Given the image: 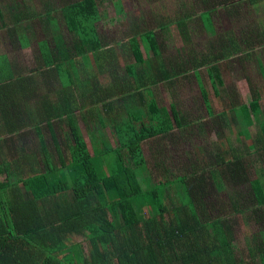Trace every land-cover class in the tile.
<instances>
[{
  "label": "trees",
  "instance_id": "16d2710c",
  "mask_svg": "<svg viewBox=\"0 0 264 264\" xmlns=\"http://www.w3.org/2000/svg\"><path fill=\"white\" fill-rule=\"evenodd\" d=\"M249 2L255 5L258 0ZM62 12L63 24L71 34L70 46L67 48L64 41L57 43L53 56H58L56 61L64 59L74 66L80 58L85 68L91 65L94 70H84L87 76L84 79L77 69L72 68L71 76L68 75L71 87L61 111L64 117H54L52 125L61 126L64 122L67 127L68 132L62 134L60 140L50 125L47 127L49 144L40 128H35L42 139L36 148L18 150L10 147L13 141L0 140V264H241L236 260L233 247L236 225L233 219L250 211L254 215L253 223L257 225L263 220V165L255 170L258 172L255 178H248L243 169L252 203L247 206L236 195L214 215L211 208L207 211L204 207L201 192L199 198L195 197V192L191 194L185 182L188 175L157 179L152 183L143 143L167 140L176 128L179 130L188 124L187 117L180 115L173 104L169 110L158 107L152 89L162 82H178L186 73L185 68L179 59L166 61L162 58L155 34L149 31L128 39L127 46L135 63L127 64L124 75L120 76L116 49L107 45V39L97 28L102 21L97 0L75 1L64 6ZM209 13H205V18L211 24ZM189 22L182 15L176 22L169 21L161 27L175 24L184 32L189 30ZM140 42L146 53L155 55L154 59L143 58ZM233 46L227 51L226 59L238 54L239 46ZM71 48L74 54L69 58ZM202 58L206 59L192 64L189 71L194 72L193 78L198 81L207 116H213V109L206 102L207 91L199 83L195 70L208 67L212 85L222 86L223 81L214 59ZM54 60L51 58V62ZM59 71L60 77L67 78L69 69ZM106 74L109 86L102 89V96L95 97L100 77ZM262 78L264 80V76ZM84 85L90 92L82 91L76 96L73 89ZM119 93L132 97L127 105V96L116 101L126 107V118L119 122L123 129L109 128L108 138L106 133L91 135L90 152L81 133L80 121L85 122V116L94 113L92 107L97 102L113 107L110 100ZM238 104L235 103L231 110H241L243 118L232 114L231 121L242 126L238 130L240 136L243 133L241 119L246 134L254 122H260L258 140L252 138L254 146H246L248 152H256L259 145L264 149L260 96L252 94L248 105ZM221 112L219 117L223 119L227 112ZM100 122L91 128L95 130ZM225 125L226 122L220 127ZM102 126L103 130L104 124ZM110 137H114L115 145L110 143ZM96 139H100L98 145ZM233 151L213 152L216 167L223 169L233 162L229 171L235 172L236 168L243 172L238 164L240 157ZM190 170L189 175L201 180L199 167ZM210 173V177H214L213 171ZM219 175L217 180L224 177L221 170ZM172 184L176 186L177 201L166 193ZM217 188L221 190L223 185L219 183ZM255 250H248L250 258L257 252L260 264H264V239L261 247Z\"/></svg>",
  "mask_w": 264,
  "mask_h": 264
},
{
  "label": "rangeland",
  "instance_id": "374dc122",
  "mask_svg": "<svg viewBox=\"0 0 264 264\" xmlns=\"http://www.w3.org/2000/svg\"><path fill=\"white\" fill-rule=\"evenodd\" d=\"M213 1L221 0H209V2L207 0H97L102 17L97 28L99 33L107 39V45L116 49L118 54L117 70L120 76L124 75L125 65L135 63L127 46L128 39L149 31L155 34L162 58L166 61L179 59L185 68L186 73L180 77L178 82H162L156 88L154 87L152 92L158 107L163 106L169 110V106L173 104L177 107L180 115L187 117L188 124L183 125L179 130L176 128L167 140L154 139L144 142L142 150L152 183L157 179L168 180L175 176L188 175L185 182L191 194L195 192V197L199 198L198 193L201 192L200 198L203 196L204 207L207 211H210L211 208L212 215L216 214L218 209L222 211V205L231 201V197L236 195L240 202L247 203V206L248 203H252L249 185L245 180L258 176V172L255 171L258 166L263 165L264 170V149L259 145L260 149H256V152L251 153L247 150L248 147L254 146L252 138L258 140L257 132L260 131V122H254L246 134L244 120L241 119L243 133L240 136L238 130H241L242 126L231 121L232 114L243 118L241 110L237 108L234 112L231 110L235 103L239 102L237 106L248 105L252 94H255L260 96L262 111L260 118L264 122V84L258 73V37L255 32V28L258 29V2H256L257 5H252L249 0H225L214 8ZM205 10L211 12L213 30H210V23L205 19L201 22L198 18L200 14L206 17V14L203 13ZM187 14L194 16V22H189V30L183 32L175 24L161 27L169 21L176 22L178 17ZM204 23L209 29L202 28L201 25ZM245 29L252 30L246 32L247 36L243 37L244 32L242 31ZM228 31L241 37L232 39L241 41V48L239 54L225 59L224 52L212 49L210 46L207 48V44L217 40L218 36H223ZM139 46L143 58L147 56L150 59L155 58L152 53L145 52L141 42ZM222 46L224 49L228 48L229 44L226 39L222 40ZM208 50L211 53L209 55H207ZM203 56L214 59L223 81L222 86L215 84L211 86L208 79L210 70L207 68L195 70L200 78L199 83L207 91L206 102H209L213 109V116H207L202 95L193 78L192 73L194 72L189 71L192 64L200 63L206 59L202 58ZM261 62L264 63V59ZM108 79V74L100 77L101 83L105 85L109 84ZM215 86H217L215 90L217 95L213 94ZM151 96L152 94L149 95V97ZM45 100L46 98L42 99V101ZM221 111L227 112L223 119L216 114ZM125 118V114L121 113L117 120L110 121L108 127L123 129V124L119 122ZM224 122L226 125L221 128L220 124H224ZM105 123L106 120H104ZM102 127L100 124L95 127V130L102 134ZM199 127H202L201 131L198 130ZM80 129L89 151L92 152L91 135L85 132L84 128L80 127ZM104 130L108 138L109 131L105 128ZM109 141L115 145L114 137H110ZM221 149L222 151L234 150L233 152L240 157L238 164L241 165L242 170L247 171L248 178L244 170L241 173L233 167L235 172L229 171V168H232L229 165L233 162L226 165L228 168L226 166H223V169L216 167L218 164L215 163L212 155L213 152H220ZM227 155L229 156V152ZM197 167L200 169L198 175L201 180L189 175L192 173L190 169ZM219 170L224 174V177L217 180L220 176ZM211 171H213L214 177H210ZM236 175H239L240 179H237ZM244 175L245 178H243ZM219 183L223 185L221 190L217 188ZM166 193L177 201L175 185H170L166 189ZM233 220L236 223L233 230L235 234L233 247L237 262L260 264L257 252L253 258H250L248 250L261 247L264 239V218L256 225L253 223L254 215L249 211L246 214L234 216Z\"/></svg>",
  "mask_w": 264,
  "mask_h": 264
},
{
  "label": "crops",
  "instance_id": "0c3cea01",
  "mask_svg": "<svg viewBox=\"0 0 264 264\" xmlns=\"http://www.w3.org/2000/svg\"><path fill=\"white\" fill-rule=\"evenodd\" d=\"M75 1L78 0H0V140L13 141V144L10 145L11 148L18 150L36 148L39 141L42 140L37 135L36 127L40 128L44 134V140L47 144L51 143L47 128L49 125L54 128L58 139L62 134L68 132L64 122L61 126H52L55 121L54 117L62 116L64 101L68 99L67 96H70L71 78L68 75L71 76L73 68L77 69L80 78L84 79L87 77L84 70L91 71L93 68L91 65L89 69L85 68L84 62L80 58L75 61L74 66L64 59L63 61L62 59L56 61L58 56H53L56 52L57 43L64 41L67 48L70 46L71 34L66 31L63 24L62 8ZM207 1L209 2V0ZM257 4L258 29L255 28V32L258 37V73L264 84L262 78L264 76V63L261 62L264 59V0H258ZM214 5L217 3L213 1ZM206 12L210 11L205 10L203 13ZM210 14L211 12L209 17ZM185 16L191 23L194 22L193 14ZM198 18L201 22L204 19L207 21L201 14L198 15ZM201 26L204 30L209 29L205 23ZM210 27V30H213L212 20ZM251 30L242 31L244 32L243 37L247 36L248 33L246 32ZM233 38L241 37H237L234 32L228 31L223 36H218L217 40L210 41L207 48L210 46L212 49H218L225 52L226 56L232 45H234L233 47L238 45V49L241 48V41L230 40ZM223 39H226L227 44H229L226 51L222 46ZM208 52L210 50L207 51V54ZM71 54H74L72 48L68 50L69 58H71ZM51 58H55V60L51 62ZM116 61L118 64V59ZM65 68L69 69L67 78H62L59 76L62 73L58 74L57 72ZM202 68L209 69L208 67ZM218 74L221 78L220 72ZM208 79L212 86L209 74ZM129 82L131 84V81H126V83ZM196 83L198 84V81ZM108 86L109 84L99 83L95 97L97 95L102 96V89ZM64 89L67 90V93ZM73 90L78 97L82 91L90 92L87 85ZM213 94L216 95L217 92L213 90ZM126 96L127 105L132 97L130 94L119 93L110 100L113 107H104L102 102H97L93 107L91 106L94 113L86 115V123L81 120L80 127L84 128V131L90 135H99V132L91 127L93 124L99 125L98 122L100 121L101 124H104V120H106L104 128L109 131L110 121L117 120V117L126 109L122 103L116 101L121 98L123 100ZM44 98L46 100L42 101ZM221 113L216 114L219 116ZM104 128L102 133H106ZM99 141L100 139H96L95 143L98 145Z\"/></svg>",
  "mask_w": 264,
  "mask_h": 264
}]
</instances>
